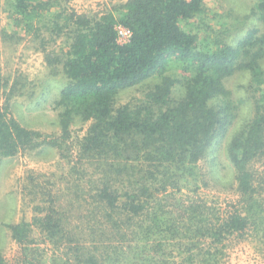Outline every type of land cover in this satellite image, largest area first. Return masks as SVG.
<instances>
[{"label": "trees", "instance_id": "trees-1", "mask_svg": "<svg viewBox=\"0 0 264 264\" xmlns=\"http://www.w3.org/2000/svg\"><path fill=\"white\" fill-rule=\"evenodd\" d=\"M49 3L13 0L14 30L0 28V35L21 40L32 32L39 37L41 27L33 19ZM204 11L205 0H128L98 16L54 13L48 30L57 37L66 34L69 47L64 57L44 49L45 59L51 70L62 64L69 82L56 101L61 134L51 140L10 115L15 85L6 91L9 82L0 78V94L6 95L0 106V160L45 145L65 153L63 143L80 116L91 124L75 160L101 167L81 171L84 204L77 202L89 213L69 214L75 199L62 204L47 193L33 223L8 225L20 245L35 242L34 224L60 250L63 264H216L229 241L243 237L259 219L264 189L257 186L253 163L264 158V31L249 29L237 45L223 38L205 44L208 39L183 27ZM254 13L264 17V0ZM119 24L131 30L126 43L118 41ZM171 60L190 75H167ZM241 71L250 72L249 88L255 86V114L229 137L238 105L225 82ZM155 75L160 81L142 103L116 107L120 90ZM176 85L185 94L174 100ZM228 137L237 196L230 210L221 212L196 193H181L179 200L169 192L173 187L181 192L179 177L193 176L197 164L219 153ZM72 167L78 172L77 165ZM0 264L13 263L0 251Z\"/></svg>", "mask_w": 264, "mask_h": 264}, {"label": "rangeland", "instance_id": "rangeland-1", "mask_svg": "<svg viewBox=\"0 0 264 264\" xmlns=\"http://www.w3.org/2000/svg\"><path fill=\"white\" fill-rule=\"evenodd\" d=\"M47 1L50 3L45 11L33 19L34 26L41 27L39 37L32 32L21 40L5 39V34L0 35V78L1 83L7 80L9 82L6 91L15 85L10 115L15 116L27 128L48 135L47 140H51V136L59 137L61 134L60 108L57 107L56 101L59 100L63 87L69 82L62 64L57 66L58 69L51 70L52 67L45 59L44 49L48 53L64 57L69 47V37L66 34L57 37L48 30V27L52 29L53 26L51 23L53 14L63 10L66 14L74 11L90 17L98 16L128 0ZM261 1L205 0L204 13L184 23L183 27L191 33H199L200 39H208L205 44H209L213 39L223 38L225 42L237 45L249 29L258 28L264 31V17L260 13H254ZM13 10V0H0V28L7 29L10 33L15 25ZM114 11L116 15H120L116 9ZM262 64L264 68V59ZM165 71L167 75L181 79L190 75L184 72L182 63L177 60H171ZM158 76L149 77L140 84L120 90L115 101L116 107L127 103L131 105L142 103L149 90L154 89L160 81ZM251 81L249 71L237 72L226 79V86L233 91L232 100L238 105L237 117L231 126L229 137L244 128L255 114L252 98L255 86L249 88ZM261 85L264 87V82H261ZM184 94V88L176 85L172 99H180ZM260 94L257 92L258 97ZM5 97L2 90L0 106L5 103ZM90 124L91 121H84L80 116L73 121L72 137L63 143L64 150L69 151V148H72L71 154L68 151L66 154L61 153L59 148L45 145L0 160V251L8 262L22 264L29 260L36 264H63V260L58 256L60 250L46 241L40 228L33 224L31 238L35 242L20 245L13 238L8 225L22 221L33 223L34 217L38 215L37 207L45 203L44 199H47L50 193L60 198L62 204L71 197L75 199L76 205L69 214L79 217L89 213V210L80 208L77 202L78 198L80 203L84 204L82 201L84 196L80 189L83 188L84 182L81 179V171L86 169L93 173L101 167L96 164L97 162L80 163L75 158L80 151L79 143L86 135ZM229 137L219 153L212 152L197 164L193 176L179 177L183 187L181 192L177 191V187H173L169 192H175L177 194L175 197L179 200L181 193L190 192V195L196 193L200 199L210 206L217 207L221 212L230 210L237 196L235 173L227 154ZM74 164L77 165L78 172L74 171L72 167ZM253 165L257 186L260 185L264 189V158L255 161ZM261 191L264 195V190ZM261 200L264 205V196ZM258 208L259 219L255 223H250L243 237L229 241L225 253L216 264H264V206ZM253 213L257 217L254 211Z\"/></svg>", "mask_w": 264, "mask_h": 264}, {"label": "built area", "instance_id": "built-area-1", "mask_svg": "<svg viewBox=\"0 0 264 264\" xmlns=\"http://www.w3.org/2000/svg\"><path fill=\"white\" fill-rule=\"evenodd\" d=\"M117 32H118V41L121 43H126L130 40L131 38V30L123 25L119 24L117 25Z\"/></svg>", "mask_w": 264, "mask_h": 264}]
</instances>
